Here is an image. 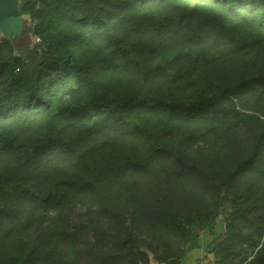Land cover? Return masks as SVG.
Segmentation results:
<instances>
[{
  "label": "trees",
  "instance_id": "16d2710c",
  "mask_svg": "<svg viewBox=\"0 0 264 264\" xmlns=\"http://www.w3.org/2000/svg\"><path fill=\"white\" fill-rule=\"evenodd\" d=\"M20 5L0 264H264V0Z\"/></svg>",
  "mask_w": 264,
  "mask_h": 264
},
{
  "label": "water",
  "instance_id": "95a60500",
  "mask_svg": "<svg viewBox=\"0 0 264 264\" xmlns=\"http://www.w3.org/2000/svg\"><path fill=\"white\" fill-rule=\"evenodd\" d=\"M28 17L21 13L20 0H0V34L6 39L20 37ZM33 43L35 38L31 36ZM150 264H161L150 255Z\"/></svg>",
  "mask_w": 264,
  "mask_h": 264
},
{
  "label": "crops",
  "instance_id": "0c3cea01",
  "mask_svg": "<svg viewBox=\"0 0 264 264\" xmlns=\"http://www.w3.org/2000/svg\"><path fill=\"white\" fill-rule=\"evenodd\" d=\"M220 232V230L216 231L217 234ZM217 234L204 233L201 237L200 247L187 254L180 264H208L209 261H212L213 255L209 252V248L218 236Z\"/></svg>",
  "mask_w": 264,
  "mask_h": 264
},
{
  "label": "rangeland",
  "instance_id": "374dc122",
  "mask_svg": "<svg viewBox=\"0 0 264 264\" xmlns=\"http://www.w3.org/2000/svg\"><path fill=\"white\" fill-rule=\"evenodd\" d=\"M79 210L81 211L82 209H80V208L78 207L76 213L80 212Z\"/></svg>",
  "mask_w": 264,
  "mask_h": 264
},
{
  "label": "built area",
  "instance_id": "2783aa9c",
  "mask_svg": "<svg viewBox=\"0 0 264 264\" xmlns=\"http://www.w3.org/2000/svg\"><path fill=\"white\" fill-rule=\"evenodd\" d=\"M37 41H39V39H38V38H36V39H35V42H37Z\"/></svg>",
  "mask_w": 264,
  "mask_h": 264
},
{
  "label": "bare ground",
  "instance_id": "6f19581e",
  "mask_svg": "<svg viewBox=\"0 0 264 264\" xmlns=\"http://www.w3.org/2000/svg\"><path fill=\"white\" fill-rule=\"evenodd\" d=\"M36 43V42H35Z\"/></svg>",
  "mask_w": 264,
  "mask_h": 264
}]
</instances>
